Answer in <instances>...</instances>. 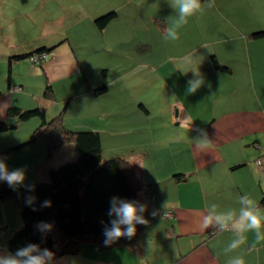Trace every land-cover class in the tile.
Here are the masks:
<instances>
[{
  "label": "crops",
  "instance_id": "0c3cea01",
  "mask_svg": "<svg viewBox=\"0 0 264 264\" xmlns=\"http://www.w3.org/2000/svg\"><path fill=\"white\" fill-rule=\"evenodd\" d=\"M51 1L65 15L62 29L43 42L55 48L38 66L8 64L0 122L15 121L7 115L15 101L23 110L41 102L47 119L61 115L70 131L97 132L103 161L120 158L136 167L146 223L131 241L93 240L49 264H230L236 258L264 264V239L256 243L255 231L234 227L245 197L264 216V167L256 165L264 156V38L251 37L264 30V0L200 1L203 12L177 29V41L166 39L179 18L170 0ZM110 12L114 18L99 29L96 19ZM9 55L6 50L0 63ZM182 57L199 75L181 71ZM193 79L203 84L188 93ZM101 85L107 89L97 96ZM47 86L53 100L43 97ZM39 122L32 119L24 136ZM7 135L0 146L23 141ZM36 143L41 157L34 172L22 168L25 180L46 181L50 169L77 158L72 142L49 157L45 140ZM9 201L19 211L7 200L0 203L4 215ZM165 212L172 217L163 218ZM236 239L244 243L231 249ZM9 255L1 241L0 259Z\"/></svg>",
  "mask_w": 264,
  "mask_h": 264
},
{
  "label": "trees",
  "instance_id": "16d2710c",
  "mask_svg": "<svg viewBox=\"0 0 264 264\" xmlns=\"http://www.w3.org/2000/svg\"><path fill=\"white\" fill-rule=\"evenodd\" d=\"M114 16V12L105 14L96 19L95 24L99 29H103ZM251 37L264 38V30L253 33ZM54 48L55 46H41L31 53L12 56L9 63L25 59L29 61L31 56L37 54L48 56ZM213 62L215 67L227 70L217 61ZM106 89L105 85H101L94 89V93L99 96ZM43 97L46 100L54 99L50 86L45 88ZM7 115L16 118V121H1L0 135L15 129L19 122L32 118L40 120V125L27 141L10 147L8 151L24 150L31 147L38 138H43L47 157L67 142H72L77 152L74 161L50 169L46 181H31L28 185L13 189L7 182L0 180V203L14 200L18 204L21 218L19 228L5 242V248L11 256H15L19 249L33 245L38 251L32 254H42L47 250L46 241L49 238L52 240V250L55 254L46 264L55 257L77 254L83 243L93 240L105 241V229L111 228V221L116 219L114 215H109L114 198L117 201L135 202L138 208L142 207L138 194L141 182L136 177V167L120 158L103 161L97 132L70 131L62 124L61 115L48 121L45 107L38 105L23 110L13 104L7 109ZM29 186H32V190H29ZM28 197L35 198L32 205L26 203ZM45 201H50V206H43ZM138 214L143 217V211ZM42 224L51 227L43 230ZM142 225L136 224V232ZM132 239L133 237H122L111 244ZM132 249L138 248L134 245Z\"/></svg>",
  "mask_w": 264,
  "mask_h": 264
},
{
  "label": "rangeland",
  "instance_id": "374dc122",
  "mask_svg": "<svg viewBox=\"0 0 264 264\" xmlns=\"http://www.w3.org/2000/svg\"><path fill=\"white\" fill-rule=\"evenodd\" d=\"M44 1L46 3L41 4L38 0H25V2L23 0H0V60L6 50L11 53V55L7 57L6 62L0 63V89H6L9 58L15 55L33 52L35 49L43 46V42L47 41L46 39L49 35H55L62 29L65 22L64 13L59 12L55 5L52 4L54 1H51V3L48 2L49 0ZM22 61L27 62L28 59ZM27 64L30 65L28 62ZM31 66L38 65L32 64ZM35 80L36 79L30 78V83L34 86H36ZM25 91L28 94H35L34 91H37V88L34 91ZM15 103L18 105L17 101H15ZM39 104L42 106L44 105V103L41 102ZM29 109H32V107ZM61 110H66L64 105ZM50 115L52 114L48 116ZM52 117L50 116L48 121L51 120ZM32 119L17 123L15 129L1 135L8 134L7 136H12L14 138L20 137V139L23 137L21 139L23 140L22 142L27 141L34 130L40 125L39 122V125L34 130H30V132L32 131L30 134L24 136L25 133L29 131L28 126ZM22 142H15L10 144L11 146L9 147L0 146V161L4 163L9 171L23 168L28 169V173L34 172L41 157V154L39 155L40 147L38 143H34L31 147L20 151L7 150ZM30 179L32 178L30 177L28 180H25L24 185L21 186L30 184ZM12 202L13 201H9L8 205H10V207L6 208L7 211L5 210V215L1 207L2 205H0V242L2 241L3 245L21 224L19 211L11 207ZM6 219L8 222H6ZM7 235H9L8 238Z\"/></svg>",
  "mask_w": 264,
  "mask_h": 264
},
{
  "label": "clouds",
  "instance_id": "9594fccd",
  "mask_svg": "<svg viewBox=\"0 0 264 264\" xmlns=\"http://www.w3.org/2000/svg\"><path fill=\"white\" fill-rule=\"evenodd\" d=\"M170 6L178 10L179 18L174 21V25L167 29L166 39L168 41H177L180 39V32L177 30L181 26L188 23V18L194 16L198 12H203L200 0H170ZM213 5L209 4L211 8ZM153 7H158L153 5ZM193 61L189 58L182 57L179 60L178 67L181 71H194L196 75H199L198 71L193 68ZM187 89L188 93H195L198 88L203 84L202 79H193L189 82ZM0 180L7 182V184L15 189L18 186L24 185L25 173L23 169H15L9 171L4 163L0 161ZM29 190H32V186H29ZM34 197H28L26 203L32 205ZM242 203H246V207L241 208L238 222L235 223L234 227L238 231H255L257 233L256 243H260L261 239L259 232L264 221L262 216L253 200L242 199ZM45 207L50 206V201H45ZM35 210V209H34ZM143 211V207L138 208L135 202H129L126 200L117 201L116 198L112 200V208L109 215H114L116 219L111 221L112 227L105 229V245L108 246L111 243L117 241L122 237L131 239L136 234V224H145L146 221L138 213ZM231 215L224 218V220H231ZM217 221H221V217H217ZM51 226L48 224H42L43 230L49 229ZM244 243V239L234 240L230 248L235 249ZM38 251L36 246H29L27 248L19 249L15 256L9 255L7 258L0 259V264H46L47 260H50L52 254L47 250H44L42 254L33 255V252ZM230 264H245L243 258H236L230 261Z\"/></svg>",
  "mask_w": 264,
  "mask_h": 264
},
{
  "label": "built area",
  "instance_id": "2783aa9c",
  "mask_svg": "<svg viewBox=\"0 0 264 264\" xmlns=\"http://www.w3.org/2000/svg\"><path fill=\"white\" fill-rule=\"evenodd\" d=\"M47 57L48 56L46 54L33 55L29 58V62L31 64H40L41 62L46 60ZM20 90L21 88L19 87L14 88V91H20ZM256 165L260 168L264 167V156L256 160ZM162 217L166 219H170L172 217V214L171 212H165V213H162Z\"/></svg>",
  "mask_w": 264,
  "mask_h": 264
},
{
  "label": "water",
  "instance_id": "95a60500",
  "mask_svg": "<svg viewBox=\"0 0 264 264\" xmlns=\"http://www.w3.org/2000/svg\"><path fill=\"white\" fill-rule=\"evenodd\" d=\"M46 248L47 251L52 254V256L55 254V251L52 250V240L50 238L46 241Z\"/></svg>",
  "mask_w": 264,
  "mask_h": 264
}]
</instances>
